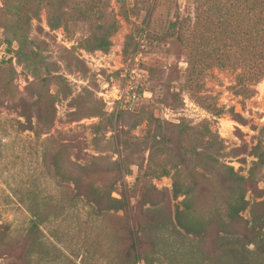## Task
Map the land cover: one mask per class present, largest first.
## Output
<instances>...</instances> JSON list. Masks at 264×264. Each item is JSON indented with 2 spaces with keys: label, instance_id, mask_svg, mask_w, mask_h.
I'll list each match as a JSON object with an SVG mask.
<instances>
[{
  "label": "rangeland",
  "instance_id": "obj_1",
  "mask_svg": "<svg viewBox=\"0 0 264 264\" xmlns=\"http://www.w3.org/2000/svg\"><path fill=\"white\" fill-rule=\"evenodd\" d=\"M31 1L0 0V232L6 244L0 264H125L128 230L137 222L146 227L141 247L149 264L201 262L232 195L224 166L247 177L253 148L264 145V80L250 99L236 97L234 74L216 68L208 55L220 40L215 1L202 0L195 27V0H61L68 17L57 29L47 22L48 1ZM19 5L24 22L12 15ZM101 23L115 26L111 46L86 51L82 42ZM189 54L202 66L189 69ZM208 105L223 114L213 116ZM149 114L159 120L161 139L172 142L168 155L152 150V162L142 117ZM179 123L194 127L195 135L209 128L208 163L181 160L172 126ZM81 167L93 175L82 182L99 190L100 206L75 187ZM161 168L170 174L150 175ZM174 173L194 187L191 215L207 223L204 239L176 224L183 197L173 195ZM259 176L262 194L246 191L243 220L264 216V168ZM121 194L132 207L107 210ZM151 218L168 227L167 239ZM32 221L40 253L28 260Z\"/></svg>",
  "mask_w": 264,
  "mask_h": 264
},
{
  "label": "trees",
  "instance_id": "obj_2",
  "mask_svg": "<svg viewBox=\"0 0 264 264\" xmlns=\"http://www.w3.org/2000/svg\"><path fill=\"white\" fill-rule=\"evenodd\" d=\"M5 1L8 2V0ZM23 1L32 3L31 0ZM47 1L45 9L49 27L57 29L65 26L67 21L66 16L68 17V15L64 12L66 7L63 6V2L61 0ZM214 1L220 40L216 54L213 56L212 51H210L208 55L209 57H214L216 68L229 70L234 74V83L230 86L231 93L243 100L250 99L256 94V86L264 80V0ZM202 6V0H195V27L201 25L202 15L204 14ZM22 10L24 8L20 5L13 8L12 15L19 22H24V19L20 16ZM228 17L233 19L231 24H229ZM170 26L173 29L177 28L176 23H171ZM114 30V25L97 24L95 30L82 42L83 48L86 51H107L111 46L110 37ZM202 64L201 59L195 54H189L187 58L189 69L194 70L201 67ZM204 99L202 98V100ZM207 109L216 117L223 114L222 110L215 106L208 105ZM232 111L231 109L229 112ZM233 116L241 119L237 114H233ZM142 117L147 122L148 129L145 141L150 144L149 149L151 150V154L149 162H152V150H158L159 153L168 155L172 142L168 138L163 137L161 139V125L158 123L159 120L154 118L153 114ZM172 126L178 129V142L176 141V143L182 146L180 148V158L182 161L204 160L207 163L210 161L213 145L210 144L212 134L207 126L203 127L205 132L200 135L192 133L195 130L192 126H184L182 123L172 124ZM206 138L207 140H205ZM253 156L256 161L252 163L247 177L238 175L232 167L224 166V175L231 184L232 195L230 202L227 204L224 219L220 218L216 222L217 230L209 239V245H207L206 250L203 251L200 248V251H203V259L197 264H264V216L252 218L251 220H243L241 216L249 205L245 199L246 191L251 189L259 195L262 194V191L256 188L260 181V172L264 168V145L262 143H258L253 148ZM59 169L57 167V171L62 174ZM80 170L82 173L74 178L76 189L79 190L81 196L100 206L101 196L99 190L93 187L90 182H82V179L91 180L93 175L89 174L88 169L85 167H81ZM169 174L170 171L168 169L161 168L159 171L151 172L150 175L162 177ZM172 176L174 197H183L181 201L182 209L175 213L177 226L186 234L202 239L206 238L208 236L207 223L191 215L194 187L190 184H182L177 179L175 173ZM117 183L118 180L112 183L110 191H114L113 187ZM82 189L83 192H80ZM141 201L147 203L144 194L141 196ZM131 205L130 198L121 194L120 199L110 198V202L105 207L107 210L128 211L132 207ZM147 211L150 212L149 210ZM39 213L36 212L35 216L39 217ZM150 224L155 226V229L160 230L163 234L160 235L162 238L167 239L165 234L168 230L167 226L152 218ZM232 226H238V229L232 230ZM38 231L37 222L32 221L29 228L31 241L25 247V258L28 260H31L35 255L40 253L39 245L36 242ZM128 235L129 246L124 253L125 264H135L137 261L149 264L150 255L144 253L141 247L143 238L146 236V227L137 222V225L128 230ZM201 244L202 241H199L198 245L201 246ZM4 247H6L4 236L0 232V258L6 255ZM182 247L180 250H182ZM164 254L163 252V257ZM9 255L14 257L12 250H9Z\"/></svg>",
  "mask_w": 264,
  "mask_h": 264
}]
</instances>
